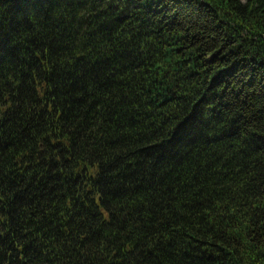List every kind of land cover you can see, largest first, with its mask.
Returning a JSON list of instances; mask_svg holds the SVG:
<instances>
[{
    "label": "trees",
    "instance_id": "obj_1",
    "mask_svg": "<svg viewBox=\"0 0 264 264\" xmlns=\"http://www.w3.org/2000/svg\"><path fill=\"white\" fill-rule=\"evenodd\" d=\"M0 264H264V0H0Z\"/></svg>",
    "mask_w": 264,
    "mask_h": 264
}]
</instances>
